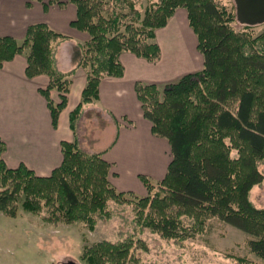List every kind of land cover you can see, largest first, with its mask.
<instances>
[{
  "label": "trees",
  "instance_id": "trees-1",
  "mask_svg": "<svg viewBox=\"0 0 264 264\" xmlns=\"http://www.w3.org/2000/svg\"><path fill=\"white\" fill-rule=\"evenodd\" d=\"M69 1L77 8L71 25L89 34L75 45L77 65L69 71L59 68L57 58L59 45L69 36L48 23L30 24L23 40L0 35V68L26 53L28 78L49 75V85L39 91L47 99L55 127L67 106L77 66L88 73L81 100L70 113L74 139L61 141L64 159L49 175L25 163L9 166L3 156L7 145L0 137V209L16 215L20 203L47 220L81 221L93 228L109 215V201L125 203L130 195L136 197L135 220L142 227L185 239L201 232L209 216H218L253 235L251 249L264 259V206L251 199L252 188L264 180L259 168L264 159V32L252 34L246 29L250 24L236 30L231 25L234 14L218 0H150L144 10L140 0ZM178 7L188 12L204 67L163 89L137 80L143 114L152 132L168 139L172 152L162 180L154 183L140 174L148 194L138 196L111 181L113 164L104 157L107 148L87 152L80 147L78 122L85 107L100 98L102 77L124 75L122 52L160 59L157 30L168 24ZM52 89L59 90L60 101L53 100ZM233 150L237 156L231 155ZM129 237L100 241L89 246L85 256L90 264H126L134 243ZM238 264L260 263L243 256Z\"/></svg>",
  "mask_w": 264,
  "mask_h": 264
},
{
  "label": "crops",
  "instance_id": "crops-1",
  "mask_svg": "<svg viewBox=\"0 0 264 264\" xmlns=\"http://www.w3.org/2000/svg\"><path fill=\"white\" fill-rule=\"evenodd\" d=\"M27 1L0 0V35H11L23 40L30 24L48 23L56 31L69 36L57 50L59 68L69 71L77 65L73 57L75 45L84 43L89 38L86 31L71 25V21L77 16L76 5L69 0H34L28 6ZM179 9L181 7L177 8L174 15L178 14ZM172 32L177 39L180 38L184 47H192L187 45L183 34L177 35L178 30H171L169 33ZM161 45L165 51V45ZM65 46H72L71 50L64 53ZM188 55L189 59L183 61L181 70L176 66L173 56L169 58L172 61L169 66L171 73L187 70L194 65V53ZM121 61L125 66L124 75L102 77L100 98L91 103L111 116L112 123H109L108 128H117L116 141L104 153V157L113 164L111 180L119 190L142 191L145 186L140 174L161 175L165 169V157L156 140L143 129L142 124L147 121L150 123L151 133L155 135L151 121L143 114L135 84L137 80L157 78L159 66L155 61L131 51L122 52ZM26 67V53H19L13 59L5 61L0 68V137L7 145L3 156L10 166L25 163L38 174L49 175L64 159L61 141L74 139L70 113L81 100L88 73L82 65L77 66L67 106L60 114L58 127H55L47 99L39 91V88L49 85L50 77L42 73L28 78ZM51 97L56 102L60 101L59 90L52 89ZM68 127L72 134L68 132Z\"/></svg>",
  "mask_w": 264,
  "mask_h": 264
},
{
  "label": "rangeland",
  "instance_id": "rangeland-1",
  "mask_svg": "<svg viewBox=\"0 0 264 264\" xmlns=\"http://www.w3.org/2000/svg\"><path fill=\"white\" fill-rule=\"evenodd\" d=\"M140 1L143 8L150 0ZM218 1L234 14L231 25L236 30H244L245 24L237 19L235 0ZM179 13L181 15H178ZM178 14L169 19L165 28L157 30V41L166 47L164 51L161 45L162 55L155 61L159 66L157 78L142 80L157 81L155 83L160 89L179 80L184 74L204 67L203 54L198 48V36L190 26L188 12L181 7ZM246 29L254 35L261 34L264 32V22L249 25ZM171 30H178L177 35L183 34L187 45L192 47H184L174 32L169 33ZM71 47L65 46L64 53L71 50ZM192 52L194 65L187 70L171 73L169 66L172 61H169V58L173 56L172 59L181 70L183 61L188 60V54ZM111 120V116L102 108L92 103L87 105L78 122L80 147L87 152H96L110 146L117 134V128H112L111 125V128H108ZM142 126L147 135L156 140L165 157V169L161 175L146 174L156 183L166 175L172 159L171 147L166 137L151 133L150 123L145 121ZM68 132L72 134L69 127ZM237 154V150L231 153L232 156ZM259 168L264 173V159L259 162ZM112 172L113 165L111 174ZM133 192L138 196L148 194L146 186L142 191ZM128 197L131 200L125 203L109 201V215L99 218L93 228L81 221L47 220L41 213L25 210L20 203L16 215H10L0 209V264H72L73 261L76 264H90L85 256L89 246L104 240H125L128 236L134 238V243L126 264H238V258L243 256L264 264V259L251 249L250 239L254 236L218 216H209L204 229L196 236L185 239L165 237L136 222V197ZM251 199L257 206H264V180L252 188Z\"/></svg>",
  "mask_w": 264,
  "mask_h": 264
},
{
  "label": "water",
  "instance_id": "water-1",
  "mask_svg": "<svg viewBox=\"0 0 264 264\" xmlns=\"http://www.w3.org/2000/svg\"><path fill=\"white\" fill-rule=\"evenodd\" d=\"M236 14L243 24H257L264 22V0H235ZM76 264V262H72Z\"/></svg>",
  "mask_w": 264,
  "mask_h": 264
}]
</instances>
